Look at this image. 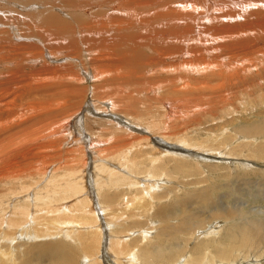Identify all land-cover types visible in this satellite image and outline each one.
I'll use <instances>...</instances> for the list:
<instances>
[{"label": "bare ground", "instance_id": "bare-ground-1", "mask_svg": "<svg viewBox=\"0 0 264 264\" xmlns=\"http://www.w3.org/2000/svg\"><path fill=\"white\" fill-rule=\"evenodd\" d=\"M262 68L264 0H0V264H263L264 207L239 212L224 192L208 227L192 214L166 219L180 202L158 205L154 224L139 222L151 201L186 196L169 179L200 183L208 160L227 163L235 178L241 164L232 159L241 157L243 169L263 175L264 120L213 131L215 113L234 104L226 93ZM155 109L165 132H156ZM205 115L209 138L194 140ZM67 131L81 137L90 167L67 165ZM99 145L117 166L95 164ZM200 187L192 196L207 201ZM125 188L135 194L122 197ZM121 197L138 221L122 210L106 216Z\"/></svg>", "mask_w": 264, "mask_h": 264}, {"label": "rangeland", "instance_id": "rangeland-1", "mask_svg": "<svg viewBox=\"0 0 264 264\" xmlns=\"http://www.w3.org/2000/svg\"><path fill=\"white\" fill-rule=\"evenodd\" d=\"M264 68L261 69V72H260V75L262 77H259V78H263V79H260V81H258V77L257 79H250L249 77L247 78V81L242 84V86H247L245 87L244 89H246L247 91H245L244 89L242 90V86L240 87V89H238V91L240 90V92L242 93H239L238 91H228L226 93V95H228L234 104L232 105H228V106H225L223 107L221 110L217 111V113H215V116L214 118L216 119L215 122H220V125L215 127V129L213 131L215 132H218L220 131L221 129H227L229 127V130L232 131L233 128H241L242 126H249L251 125L252 123L254 124V122H258V121H263L264 120ZM257 80V81H256ZM250 81V82H249ZM255 81V83H254ZM262 82V83H261ZM258 85V86H257ZM256 88H255V87ZM260 86V87H259ZM250 91V92H248ZM233 92H236L238 95H236V93L234 94ZM247 92V93H246ZM233 93V94H232ZM246 93V94H244ZM244 94V95H243ZM233 97H232V96ZM242 96V97H241ZM263 97V98H262ZM86 98V101L88 102L90 100V97L89 96H85ZM235 99V100H233ZM244 104H243V103ZM248 104V105H247ZM246 105V106H245ZM244 107V108H243ZM247 108V109H246ZM223 110V111H222ZM154 113L151 114V119L153 121H155L157 124H159V128L156 130V132L158 131V133H162V132H165V129L163 127V122L165 121V117L162 119L161 117H163L162 114H160L157 109L153 110ZM156 111V112H155ZM248 111V112H247ZM158 112V113H157ZM144 113V112H143ZM160 115V116H159ZM161 120H160V119ZM220 118V119H219ZM211 116L209 115H205L204 116V119L202 120V127L199 128L196 132L198 133H193V132H189L191 133V138L194 139V140H203L204 139H207L209 138L206 134V130L204 128L208 127L210 124H211ZM221 120V121H220ZM177 121H181V120H177ZM179 126H181L180 124H178ZM191 126V125H190ZM196 125L192 124V127H195ZM222 127V128H221ZM98 128L100 130H102L104 127H99ZM164 130H163V129ZM106 130V128H104ZM162 129V130H160ZM72 130V129H71ZM103 130V131H105ZM189 131V130H188ZM199 131H202L201 133ZM106 132V131H105ZM137 132V133H136ZM68 133V134H67ZM67 133L64 135L66 136H69L70 138H72V142H70L69 145H67L65 151H69V163L67 165L69 166H75L74 164H76L78 167L81 168V163L83 162H88V165L86 166L87 168L90 167L89 166V161H90V156H89V153H87L88 151H86L85 147L86 145L82 144L81 143V137H78L76 135V133H69L67 131ZM130 134H136V135H139L140 133H138V131H133V132H128ZM238 134V135H241L240 133H235V135ZM234 135V136H235ZM75 136V137H74ZM219 136H222L219 135ZM218 136V137H219ZM217 137V138H218ZM257 142H261L262 144H264V139L261 138V136H257ZM101 139V138H100ZM102 139H106L102 136ZM78 140V141H77ZM80 140V142H79ZM223 139H221L219 142H222ZM75 142V143H74ZM217 144V143H215ZM70 146V147H69ZM105 147V145H103ZM77 147V148H76ZM101 147V149H99ZM104 147H102V145H99L97 147H94L93 150L95 152V155L96 153H99L98 155L94 156V159H95V164L96 163H100V162H103V163H108L106 165H110L111 167H115L118 165L117 162H114L116 161V155L113 156V157H109V151L108 150H103ZM68 148V149H67ZM103 148V149H102ZM70 149V150H69ZM72 149V150H71ZM85 149V150H83ZM100 150V151H99ZM75 152V154L73 153ZM79 152V154H78ZM73 153V154H72ZM82 153V154H81ZM85 153V154H84ZM104 153V154H103ZM106 153V154H105ZM104 155V157H102ZM65 158L67 157L66 155V152H65ZM74 156V158L72 157ZM98 156H101L104 160L102 159H99ZM106 156H107V161H106ZM199 156H200V153H199ZM97 159H96V158ZM100 157V158H101ZM136 158L137 161H140L143 156L139 157L135 154H133L132 152L127 156V158ZM73 158V159H72ZM81 159V160H80ZM113 159V160H112ZM242 159H246L245 161H247L249 158H245L244 156L242 157ZM112 160V161H110ZM237 160L240 161V164H241V168H238L236 169V172H234V174H236V179L233 178L231 175L233 173H230L229 170L230 168L231 169H234L233 167H230L227 163H224V162H215V160H208L209 161V165L205 166L204 167V170L201 172L200 175H202V179H200V183H196L197 179L194 177V176H188V177H183L181 175H178V178H170L169 181H171L170 183L172 184H176L177 183V180H178V184L180 185H184L185 187L179 191H187V195L186 196H183L181 193L179 194V196H171L170 200L167 202L165 200H161V201H151V207L149 206L147 208V214L144 213V215L140 218V217H136L134 216V214L130 211H128V209L125 208V202L124 200H122V197H126V198H130L131 196H133L135 194V190L133 188L131 189H124V190H121V193L120 191H118L120 194H121V200L118 202H113L111 203V206H113L115 209H116V212L114 210H109L106 212V216L110 219L114 216V214H117V213H121V210L124 212V214L126 215V219L125 217L123 219L127 220L128 222H131L134 220L135 221H138L139 218L142 219L140 220L139 222L143 221V220H152L150 221L149 223L150 224H154L156 223V220L159 221V219L157 217H155V215L153 214V212L155 211L156 207L158 205H162V204H165L163 207L164 208H167L169 209L170 205L174 202H180V204H177L175 205L174 207H170L171 209H169L168 211V215L165 214V218L166 219H172V220H176L178 221L180 219V215L182 214H186V215H195V219H200L203 220L204 219V225L205 227H208L209 225L213 224V222L216 221V219H210L208 217V215H210L211 211H212V207L216 205V203H220V194L223 195L225 193V197H223V201L225 200L226 202H229L231 204V207H235L236 209H240V210H237L239 212H245V211H248V212H252L250 209H253V208H263L264 207V196L261 197V195H263L262 193H258V191H260L261 189L263 190L264 192V187H262L261 185V181H264V173L262 176H255L253 173L255 172H250V171H247L245 169H243V166H244V161L241 162V157H237L236 159H232V161H234L233 164H237L235 163ZM83 161V162H82ZM74 162V163H72ZM110 162V163H109ZM258 163H261V162H264V161H257ZM172 163V162H171ZM113 164V165H112ZM212 166H216V168H211ZM229 166V167H227ZM138 167H139V170L142 169L141 168V164L138 163ZM168 168H172L173 167L170 165ZM61 170H59L57 173L58 174H64L65 171H63L64 169L63 168H59ZM228 169V170H227ZM264 169V168H263ZM91 171L93 172V175H99V177L102 179V177H105V175L94 169V168H91ZM148 173V170L146 169L145 173L144 174H141V176L145 175V177H150L149 175H146ZM56 175V174H55ZM207 176H211L210 179L207 178ZM246 176V177H245ZM107 177V176H106ZM105 177V178H106ZM140 177V176H139ZM249 177V178H248ZM142 178V177H141ZM188 178V179H187ZM244 178V180H243ZM173 179V181H172ZM185 179V180H184ZM232 179H235L234 182L232 183ZM241 179V180H240ZM247 179V180H246ZM251 179V180H250ZM259 179H262L261 181ZM187 180V181H186ZM194 180V181H193ZM204 180V181H203ZM230 180V181H229ZM252 180L254 182H252ZM175 181V182H174ZM212 181L215 182V184L212 183ZM239 181V182H238ZM248 181V182H247ZM251 181V182H250ZM257 181V182H256ZM182 182H186V183H182ZM190 182V183H189ZM192 182V183H191ZM226 182H229L230 184H232V188H234L233 190H229L228 187L224 186L223 188H218L216 189L215 187H213L214 185L217 186L218 184L220 183H226ZM237 182V183H236ZM243 182H247L245 183L244 185H242L241 183ZM195 183V184H194ZM240 183V184H238ZM239 185V186H238ZM252 185H257L255 187H252ZM87 186V185H86ZM188 186V187H187ZM195 186H198V188L201 186V187H206L207 188V192L208 194L210 195L208 198L207 201L203 200L202 198H200L199 200L195 199L192 194L195 191ZM200 187V188H201ZM258 187H262V188H259ZM244 188V189H243ZM127 190V191H125ZM129 190V191H128ZM250 190V191H249ZM111 192H116L115 189H110ZM134 191V192H133ZM31 192V191H30ZM33 192V191H32ZM123 192V193H122ZM224 192V193H223ZM133 193V194H132ZM126 194V195H125ZM132 194V195H131ZM227 194V196H226ZM230 194V196H229ZM248 194V195H247ZM41 195H44L43 193ZM244 195V196H243ZM187 199L183 202L184 199ZM11 199V198H9ZM178 200V201H177ZM239 200V201H238ZM16 200H13L12 203H14ZM124 203H123V202ZM128 201V200H127ZM146 201L149 202V200L146 199ZM121 202V203H120ZM158 202V203H157ZM207 202V203H205ZM73 203V200H71V202L68 200L67 202H65V205H69V204H72ZM117 203V204H116ZM200 203V204H199ZM119 204V205H118ZM190 204V205H189ZM169 205V206H167ZM189 205V206H188ZM167 206V207H166ZM238 206H240L239 208H237ZM250 206H252L250 208ZM121 207V208H120ZM124 207V209H122ZM197 209H196V208ZM219 207H223L224 206H219ZM227 207V206H225ZM230 205L228 204V207L229 208ZM152 208V209H150ZM154 208V209H153ZM175 208V209H174ZM194 208V209H193ZM234 208V209H235ZM183 209V210H182ZM188 209V210H187ZM202 209V210H201ZM133 211L135 212H138L137 210L135 209H132ZM151 210V211H150ZM177 210H180V211H177ZM209 210H211L209 212ZM250 210V211H249ZM175 211V212H174ZM128 212V213H126ZM152 212V213H151ZM181 212V213H180ZM198 212V213H197ZM119 213V214H120ZM131 213V214H130ZM152 215V217L150 215ZM173 214V215H171ZM201 214V215H200ZM128 215L132 216L133 218H131L130 216L128 217ZM146 215V217H145ZM200 217H199V216ZM204 215V216H203ZM118 216V215H117ZM116 216V217H117ZM148 216H150L148 218ZM198 218H197V217ZM262 217H264L263 214H261ZM128 217V219H127ZM136 217V218H135ZM145 217V218H144ZM155 217V219H154ZM206 217V218H205ZM118 218V217H117ZM132 220H131V219ZM206 219V220H205ZM131 220V221H130ZM155 220V221H154ZM221 219H217V221H219ZM157 226V224H156ZM135 229V228H134ZM133 231H138V229L134 230ZM82 232L86 231L85 228H82L81 229ZM154 235V234H153ZM152 235V236H153ZM136 236V235H135ZM178 238V237H177ZM178 240V239H177ZM157 241H163V239L160 238V240H157ZM177 242V241H176ZM182 242V241H181ZM176 245V244H175ZM100 247H101V242H100ZM177 247H178V244H177ZM169 248V247H167ZM171 249V248H170ZM169 249V251H170ZM171 252V251H170ZM175 252V249L173 252L171 253H174ZM263 260V262H262ZM261 262L264 264V256L262 258ZM254 262L250 260V262H246L245 264H253ZM84 264H88V262H84Z\"/></svg>", "mask_w": 264, "mask_h": 264}]
</instances>
